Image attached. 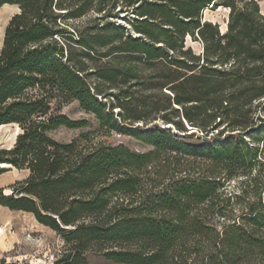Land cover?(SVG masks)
<instances>
[{
  "label": "trees",
  "instance_id": "trees-1",
  "mask_svg": "<svg viewBox=\"0 0 264 264\" xmlns=\"http://www.w3.org/2000/svg\"><path fill=\"white\" fill-rule=\"evenodd\" d=\"M119 1L120 10L145 16L132 21L138 34L112 26L108 30L115 33L75 35L57 24L60 16L75 19L90 11L107 19ZM5 4L20 10L10 18L0 50V125L18 123L23 132L14 147L0 149V163L30 174L11 193L0 188L1 205L33 213L67 239L100 242L104 257L117 263L264 260L261 199L260 206L232 221L216 222L228 212L225 181L240 168L254 169L259 147L244 137L264 134V119L259 127L248 110L228 121L230 132L218 131L220 140L213 139L218 117L225 121L231 111H240V102L264 97V13L257 1L0 0V7ZM209 5L230 8L226 33L202 21ZM60 34L69 37L60 43ZM187 37L200 39L203 51L187 45ZM93 59L104 62L89 68ZM136 61L142 69L163 66L161 75L147 78H162L164 103L153 100L141 113L116 116L115 103L132 101V89L142 82ZM72 100L93 113L100 127L152 148L88 146L84 134L67 143L53 139L48 131L54 128L88 123L58 112ZM199 158L206 164H198ZM7 170L0 167V174ZM117 193L125 197L114 199Z\"/></svg>",
  "mask_w": 264,
  "mask_h": 264
},
{
  "label": "rangeland",
  "instance_id": "rangeland-1",
  "mask_svg": "<svg viewBox=\"0 0 264 264\" xmlns=\"http://www.w3.org/2000/svg\"><path fill=\"white\" fill-rule=\"evenodd\" d=\"M255 1L260 4L261 10L264 13V0ZM122 5H124V3L119 1L117 6L111 10L112 16H107V19H101L99 18V13L90 11L86 15L75 19H65L60 16L58 17L57 24L69 31L66 33H74L75 35L76 33H115L116 31L108 30V28H112V26H121L125 29L124 33L138 34L139 32L133 26L132 21L142 19L145 16L137 15L135 18V14L132 10H130L129 13L126 8L120 10ZM17 11H19V5L15 4L3 5L0 7V50L3 46L2 41L8 22ZM201 15L203 22L211 21L218 25L220 33L227 32L228 22L230 20V8L223 5H219L218 7H211V5H209L203 9ZM107 21L110 22V24L107 28L103 29L102 26L104 23H107ZM65 37L67 38L69 36L60 34L57 40L61 43L62 41H66ZM73 40H69V42L72 43ZM186 42L187 45L192 46L196 52L199 53L203 51V42L200 39L193 40L191 37H187ZM103 62L104 60L102 59L89 60L88 67H98L101 66ZM136 63L139 66L137 67V76L142 82L132 89V101H126L125 105L121 106L115 103L117 107L113 110L116 116L118 112H124L129 116L141 113V106L144 104L150 105L153 100H160L161 103H164L165 99L163 95L159 93V85L162 82V78H147L150 73L161 75L163 66L158 65V67L152 68L143 67L142 69L140 62L136 61ZM54 107L57 108V105ZM150 109L152 110V108ZM238 109L240 110L238 112L231 111L225 121H220V118H217L219 124L215 125L217 128L214 129L213 139L220 140V132L224 130L226 133L230 132L227 128L228 121L240 118L239 116L248 110L251 111L249 112L251 115L256 117L257 125H259V127L263 125V121L260 119H264V97L250 102H240ZM58 112L63 113L73 120L86 119L88 121L83 127L71 128L61 125L48 131V134L53 139L60 142L67 143L72 141L75 137L84 134L85 139L88 141V146L99 143L115 145L122 143L137 151H147L152 148L135 137L118 133L117 131L105 127H100L96 116L84 110L77 100L63 103L58 109ZM185 126L189 130L187 124H185ZM16 130L17 125L15 124H9L0 129V149L14 147L18 137L17 135L15 136ZM22 132L23 129L20 126L19 134ZM197 134L200 140H205L206 136L203 135L201 131H198ZM244 138L250 146L259 147L258 160L254 162V169L240 168L236 175L229 176L228 180L225 181V187L222 189V197L229 199L226 205V210L228 212L226 213L227 216L225 220L224 218L216 220L219 226L223 222L227 223L232 221L244 212L250 211L252 207L257 208L260 206V203L264 205V165L262 164L264 163V134L263 132H259L256 135V140L253 139L250 133L246 134ZM197 163L206 164L202 162L200 158L197 160ZM8 171L7 176L11 181L18 177L24 180L30 174L28 169L18 171L16 168H8ZM219 171L223 174L225 167L219 168ZM221 176L223 177L224 175ZM5 178L6 177L3 175L0 176V181L5 180ZM10 189L13 191L12 188ZM10 189L6 190V192H9ZM124 197L123 193L114 195V199H121ZM0 222L2 224L1 226H4L6 230H4V236L0 237V240L2 241L4 238L5 244H3V247L7 249L5 254L8 261H18L21 264L26 262L29 264H69L71 261L76 264H125L106 259L103 255L100 242L87 243L84 239H82V241L67 239L64 233H60L40 223L31 212L15 211L3 213L0 211ZM254 259L256 260V258ZM254 259L253 262L255 261ZM255 263H257V261H255ZM257 264H264V260H260Z\"/></svg>",
  "mask_w": 264,
  "mask_h": 264
},
{
  "label": "crops",
  "instance_id": "crops-1",
  "mask_svg": "<svg viewBox=\"0 0 264 264\" xmlns=\"http://www.w3.org/2000/svg\"><path fill=\"white\" fill-rule=\"evenodd\" d=\"M5 5H9V4H5ZM16 5V4H15ZM19 10H20V8H19ZM17 12H19V11H17ZM17 12H15V13H17ZM14 13V14H15ZM2 44H3V41H2ZM7 168H16V167H7ZM18 171H20V170H24V169H18V168H16ZM9 171L7 170V171H5V172H3L2 174H0V176H5L6 178H5V180H2V181H0V188H2V189H4V191L6 192V190H8V189H10V187L13 185V184H15V182L16 181H18V180H21L19 177L18 178H15L14 180H10L9 179V177L7 176V173H8ZM23 178H25V177H23ZM0 211L1 212H3V213H9V212H15L16 210H12V209H10L9 207H7V206H4V205H1L0 204ZM5 222V221H4ZM4 222H2V223H4ZM7 222V221H6ZM2 224H1V222H0V230H3V231H0V237H3L4 236V230H5V227L4 226H1ZM6 231V230H5ZM8 239V238H7ZM3 244H5V241H4V238L2 239V241L0 240V263H1V261L3 260V259H7V257H6V252H7V249H5L4 247H3Z\"/></svg>",
  "mask_w": 264,
  "mask_h": 264
},
{
  "label": "bare ground",
  "instance_id": "bare-ground-1",
  "mask_svg": "<svg viewBox=\"0 0 264 264\" xmlns=\"http://www.w3.org/2000/svg\"><path fill=\"white\" fill-rule=\"evenodd\" d=\"M9 124H15V125H17V130H16V132H15V136H16V135L18 136V134H19V130H20V126H19V124H18V123H9ZM9 124H1V125H0V129H1L2 127L6 126V125H9ZM8 148H12V147H8ZM11 166H12V165H11L10 163H5V162L0 163V167L7 168V167H11ZM11 192H12V190L10 189L9 192H7V193H11Z\"/></svg>",
  "mask_w": 264,
  "mask_h": 264
}]
</instances>
